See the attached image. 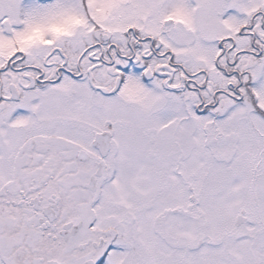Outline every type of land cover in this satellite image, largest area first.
I'll return each instance as SVG.
<instances>
[{
  "label": "snow or ice",
  "instance_id": "obj_1",
  "mask_svg": "<svg viewBox=\"0 0 264 264\" xmlns=\"http://www.w3.org/2000/svg\"><path fill=\"white\" fill-rule=\"evenodd\" d=\"M0 264H264V0H0Z\"/></svg>",
  "mask_w": 264,
  "mask_h": 264
}]
</instances>
